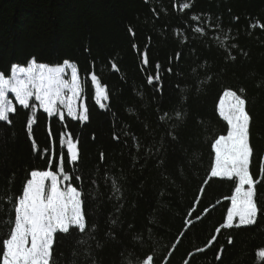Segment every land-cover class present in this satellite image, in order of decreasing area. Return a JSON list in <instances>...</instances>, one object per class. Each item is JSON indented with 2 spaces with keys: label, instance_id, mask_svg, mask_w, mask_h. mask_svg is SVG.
Returning a JSON list of instances; mask_svg holds the SVG:
<instances>
[{
  "label": "trees",
  "instance_id": "obj_1",
  "mask_svg": "<svg viewBox=\"0 0 264 264\" xmlns=\"http://www.w3.org/2000/svg\"><path fill=\"white\" fill-rule=\"evenodd\" d=\"M183 3L190 9L180 11ZM192 14L200 16L205 35L192 30L197 23ZM208 21L220 27L209 28ZM253 23H264V0H0V72L8 75L13 64L27 66L32 58L50 65L69 59L82 75L94 71L110 94L105 102L110 110H101L89 78L90 120L68 121L79 138L81 160L78 168L65 166L84 177L78 186L86 194L89 225L95 228L83 237L75 230L57 234L53 264H144L148 255L153 264H264L259 255L264 251V215L255 225L222 230L211 247L196 251L223 222L230 207L224 198L232 195L234 181L213 179L196 214L212 207L186 231L184 224L213 163L212 143L226 134V122L218 114L225 89L245 90L254 149L250 170L259 174L264 157V29L250 27ZM133 43L141 50L148 46L150 71L160 63L162 93L147 84ZM177 52L179 61L170 63ZM113 61L118 72L112 70ZM16 107L20 114L13 125L0 123V241L14 222L15 198L30 172L46 170L45 149L52 151L42 110L33 140L25 131L27 110ZM177 110L184 116L171 121L174 129L158 121L160 112ZM51 126L58 156L62 127L55 120ZM171 130L178 139H171ZM114 131L119 142L113 140ZM133 134L138 149L133 148ZM161 141L164 151L157 154ZM148 147L153 153L146 156ZM113 182L121 187L122 198H112ZM254 193L264 208V184ZM82 239L86 243H79Z\"/></svg>",
  "mask_w": 264,
  "mask_h": 264
},
{
  "label": "snow or ice",
  "instance_id": "obj_2",
  "mask_svg": "<svg viewBox=\"0 0 264 264\" xmlns=\"http://www.w3.org/2000/svg\"><path fill=\"white\" fill-rule=\"evenodd\" d=\"M190 7L189 3H183L179 10H188ZM190 19L197 22L192 30L205 35V28L201 27L199 23L200 16L192 14ZM207 23L212 29L220 27V25H213L210 21ZM250 27L264 29V23H253ZM128 31L134 38L135 31L131 27ZM133 49L139 56L142 65L141 72L145 74L147 84L154 86L156 91L162 93L163 81L160 63L157 61L155 71H150L152 64L149 59L148 46L146 45L141 50L138 45L133 43ZM180 57L181 53L177 52L174 58H169L170 63L172 59L178 62ZM231 59L235 60L236 57L231 56ZM111 67L113 71H119V67L114 61L111 63ZM166 71L171 74L172 68L168 67ZM89 78L94 89L95 104L101 110L109 111L110 105L105 103L106 101L110 102V94L106 90V86L101 83L94 71L88 73L87 76L82 75L79 65L69 59L50 65L37 62L35 58H32L27 66L13 64L8 75L0 72V123L6 126L13 125L14 117L20 114L16 107L18 104L20 109L27 110L25 131L29 138L34 140L33 128L39 122L38 112L42 110L49 122L47 130L52 145L50 154L45 149L47 169L32 170L29 174L30 178L24 184L22 193L15 198L14 222H12L6 238L0 241V264H53L52 255L57 234L68 235L75 230L83 237L89 234L90 227L95 228L94 225H89L85 210L86 194L78 186L83 183L84 177L78 172L73 175L65 166L67 163L78 168L81 160L79 138L69 130L68 121L83 124L90 120L86 95V83ZM244 92L243 88L237 90L229 88L223 91L218 105V114L226 122V134L218 135L212 143L213 163L185 217L186 231L193 223L198 222L203 215L208 213L211 205L199 214H196V209L206 187L213 179L235 182L232 195L224 198L230 201V207L227 209L223 222L217 226L207 244L203 248L197 249V252L205 251L211 247L222 230L255 225L258 216L264 215V208L258 206L254 193L257 185L264 184V157H261L260 160L258 176H253L250 170L254 155L251 143L252 117L247 109V98ZM225 98H230L227 108L225 107ZM183 116L184 114L177 110L172 115L160 112L157 119L162 126L167 122L169 128L174 129L175 126L171 124V121L173 119L181 121ZM53 120L59 122L62 127L59 132L60 151L58 156L55 147L56 136L51 126ZM127 135L128 133H125V136ZM169 136L173 140L178 139L174 130L169 132ZM133 139V148L138 149L140 144L134 134ZM113 140L120 141V135L115 131ZM36 148L37 146L33 142V149L36 150ZM155 151L157 154L164 151L163 141ZM152 153L153 149L148 147L145 155ZM105 158L104 152L101 151V163ZM133 159L137 158L133 157ZM162 162L161 160L160 163ZM61 182L64 183L63 188L60 186ZM111 187L112 198H122L121 187L116 182H113ZM87 195H91V193ZM8 202L11 203V198H8ZM120 206L117 205V207ZM112 223L115 224L116 221L113 220ZM177 242H179V238ZM79 243H86V241L82 239ZM228 243H233L230 236ZM223 251L221 246L216 256L217 261L221 260ZM259 255L264 257V251H260ZM153 259L151 255L146 256L144 264H153Z\"/></svg>",
  "mask_w": 264,
  "mask_h": 264
},
{
  "label": "rangeland",
  "instance_id": "obj_3",
  "mask_svg": "<svg viewBox=\"0 0 264 264\" xmlns=\"http://www.w3.org/2000/svg\"><path fill=\"white\" fill-rule=\"evenodd\" d=\"M11 95V94H10ZM222 97V96H221ZM221 100V99H220ZM230 102V98H225V107L227 108L228 103ZM13 103H15V100L13 98ZM220 103V102H219ZM50 183V182H49ZM247 187V186H246Z\"/></svg>",
  "mask_w": 264,
  "mask_h": 264
}]
</instances>
